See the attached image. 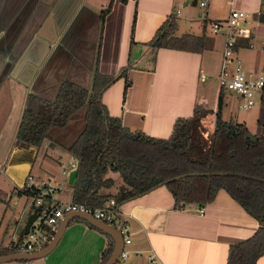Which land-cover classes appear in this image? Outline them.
Here are the masks:
<instances>
[{"label":"crops","instance_id":"obj_1","mask_svg":"<svg viewBox=\"0 0 264 264\" xmlns=\"http://www.w3.org/2000/svg\"><path fill=\"white\" fill-rule=\"evenodd\" d=\"M192 1L0 0V173L6 172L12 187L31 174L30 164L39 150L14 145L27 96L34 93L52 102L62 81L90 89L96 60L97 71L103 76H115L121 68H128L127 79L117 78L100 93L108 115L119 118L123 127L167 138L175 120L192 116L200 105L212 111L203 120L212 130L220 92L215 79L223 37L211 35L209 23L225 20L232 9L264 13V0H205L204 7L192 5ZM109 3L100 29L99 13ZM170 15L176 18V33L181 31L177 36L204 33L206 48L200 53L161 48L152 66L147 43ZM254 39L252 32L248 42ZM248 50L251 48L237 51L243 66L264 73V52L250 54ZM236 101L223 92L221 117L246 124L245 118L239 120L234 114ZM255 115L257 120L258 111ZM41 147L42 156L52 155L48 142ZM48 158L57 164L60 161ZM41 165L38 168L45 175L33 176L53 178L63 188L60 198L72 201L68 179L70 194L66 196L58 175L48 166L49 171L42 170ZM0 201L5 203L1 238L10 209L19 201L2 189ZM118 209L127 225L124 237L130 240L120 264H150L147 258L151 253L159 264H226L229 247L249 239L259 227L224 189L203 206L176 208L172 194L161 185L121 203ZM106 236L72 220L45 257L0 264H101ZM254 264H264V254Z\"/></svg>","mask_w":264,"mask_h":264},{"label":"trees","instance_id":"obj_2","mask_svg":"<svg viewBox=\"0 0 264 264\" xmlns=\"http://www.w3.org/2000/svg\"><path fill=\"white\" fill-rule=\"evenodd\" d=\"M110 5L99 13L100 29ZM258 22L264 24V13H259ZM176 30V18L170 15L147 43L152 66L158 49L200 53L206 48L204 33L177 36ZM249 38L239 39L237 48H247ZM127 69L121 68L115 76H103L97 71L96 60L90 89L62 81L52 102L34 93L28 95L14 145L40 149L48 142L49 147L74 157L78 166L71 198L89 206L101 207L110 199L120 205L161 185L172 194L176 208L203 206L224 189L259 226L249 239L229 247L226 264H254L264 254V88L255 134L243 123L221 117L220 90L212 130L203 123L212 111L198 105L192 116L175 120L169 137L156 138L123 127L100 101V93L109 84L120 77L127 79ZM80 110L81 128L70 140L57 141L51 129L65 128ZM109 173H117L121 180L115 193L108 192L115 186ZM73 221L94 228L82 219ZM106 237L101 264L114 247L113 240Z\"/></svg>","mask_w":264,"mask_h":264},{"label":"built area","instance_id":"obj_3","mask_svg":"<svg viewBox=\"0 0 264 264\" xmlns=\"http://www.w3.org/2000/svg\"><path fill=\"white\" fill-rule=\"evenodd\" d=\"M199 7L206 5L205 0H196ZM258 13L245 10L232 9L228 17L221 21L209 23L212 34L223 37V47L219 71L216 79L219 90L236 97L239 109H249L260 101L264 88V73L262 71H247L243 67L242 60L237 55V42L241 38H249L252 28L248 25L251 21L258 22ZM252 45L248 44V48ZM264 48V46H263ZM61 172L67 176L68 172L76 166L77 161L69 156L66 163L58 161ZM63 188L53 178L34 177L28 174L22 185L13 186V199H20L19 209H10V216L4 225V235L0 240V250L6 253H31L45 247L53 238L59 224L70 213L81 212L91 215L93 218L111 225L120 230L123 236V249L118 262L125 259L127 252L125 245L130 240L124 237L126 224L121 220L118 204L110 199L104 206L94 207L73 201H64L60 198ZM18 197V198H17ZM11 198V197H10ZM203 212L199 209V213ZM27 214H34L33 221L24 232L27 219L21 218ZM7 235V238L4 236ZM150 264H159L155 255L148 256Z\"/></svg>","mask_w":264,"mask_h":264},{"label":"rangeland","instance_id":"obj_4","mask_svg":"<svg viewBox=\"0 0 264 264\" xmlns=\"http://www.w3.org/2000/svg\"><path fill=\"white\" fill-rule=\"evenodd\" d=\"M248 25L252 28V32L255 34V39L251 42L252 47L251 50L248 53H252V52H256L257 50L260 52H264V24L256 22V21H251L248 23ZM184 30V28H183ZM210 31V30H209ZM181 31L177 32L176 35H178V33H180ZM211 35L213 36H217L216 34H212L210 32ZM263 44V45H262ZM243 63V62H242ZM244 64V63H243ZM212 66V71H216L215 70V65L213 63ZM245 69L248 67H245V65L243 66ZM213 78H211L212 80ZM215 83L216 79H215ZM215 84V85H216ZM218 85V84H217ZM219 88V87H218ZM213 90H212V94H213ZM230 95L229 93H226V96ZM232 96V95H230ZM234 97V96H233ZM210 98V103H212L214 96L211 95ZM236 98V97H235ZM209 103V104H210ZM258 107H259V102L257 101L255 103V105L249 109H239L238 108V102L236 101V106L234 108V114L236 116H238L239 120H241V118H245L246 124H244L246 126V128L253 134L258 132L257 129V124H256V112L258 111ZM255 113V114H254ZM82 116H83V112L82 110H80L79 112H77L75 115L72 116V118L69 120V122L67 123V126L63 129H58V128H52L51 129V134L54 135V138L59 141L60 143L62 142H66L68 140H70L73 136V134L82 126ZM242 121V120H241ZM241 121H239L238 123H242ZM204 125L206 127L207 126V122L204 121ZM209 130V129H208ZM206 135V133H204V136ZM53 148V152L52 155L50 156L47 153V156H42L44 153V148L41 147V149L38 150V154L37 157L34 159H32L31 162V175H40L39 177H43L45 174L44 172H42L38 167L40 165V163H42L41 165V169L44 171H49V169L47 168V166L49 168H51L52 173H54V175H58V177L60 178V180L62 181V184L65 186V192L63 194H65L66 196H68L69 193V185L67 183V178L65 177V174H63L61 172V167L59 164L55 163L52 159L48 158H54V159H59L61 163H66L67 159L69 157V155L63 151H61L59 148L57 147H52ZM109 176L112 177L115 180V186L113 188H111L108 192L110 193H115L117 190V187L119 186V184L121 183L120 177L118 176L117 173H109ZM19 186V185H17ZM0 189H2L3 191H5L11 198H12V194H13V187L11 185V183L9 182V178L6 175V172L4 173H0ZM18 198V197H17ZM19 203L17 201H15L14 209H19L18 206H20L21 200L18 199ZM5 203H3L2 201H0V218L3 217V212L5 210ZM12 208V207H11ZM29 217H27V214H24V216L21 218V221L23 222L24 219L28 220ZM8 236L5 235L4 238H7ZM1 240V238H0Z\"/></svg>","mask_w":264,"mask_h":264},{"label":"water","instance_id":"obj_5","mask_svg":"<svg viewBox=\"0 0 264 264\" xmlns=\"http://www.w3.org/2000/svg\"><path fill=\"white\" fill-rule=\"evenodd\" d=\"M195 4H196V0H193L192 5H195ZM34 149L37 150L36 148ZM77 166H78V163L67 174L68 183L70 185H73L75 183ZM27 175L28 173L24 176L21 183H15V184L19 186L22 185ZM34 217H35L34 214H31L29 216L26 226L24 228V232H27V228L30 225V223L33 221ZM76 218H79V219H82L88 222L91 226L101 231L102 233H104L105 235H107L113 240V243H114L113 250L103 264H120L118 262V258L122 252L123 242H124L123 236L121 235L120 230L118 228H115L111 225L105 224L102 221L93 218L91 215L87 213H81V212H73L65 216L64 219L59 224L52 240L42 249H39L38 251H34L31 253L0 254V263H7V262H12V261L27 262V261H33V260H37V259H41L45 257L55 248L62 233L64 232V229L68 226V224L73 219H76Z\"/></svg>","mask_w":264,"mask_h":264},{"label":"bare ground","instance_id":"obj_6","mask_svg":"<svg viewBox=\"0 0 264 264\" xmlns=\"http://www.w3.org/2000/svg\"><path fill=\"white\" fill-rule=\"evenodd\" d=\"M259 14V13H258ZM250 44V43H249ZM264 46V45H263ZM247 48H248V45H247Z\"/></svg>","mask_w":264,"mask_h":264}]
</instances>
